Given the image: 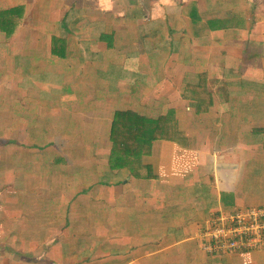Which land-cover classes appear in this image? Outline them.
I'll use <instances>...</instances> for the list:
<instances>
[{"label": "crops", "instance_id": "0c3cea01", "mask_svg": "<svg viewBox=\"0 0 264 264\" xmlns=\"http://www.w3.org/2000/svg\"><path fill=\"white\" fill-rule=\"evenodd\" d=\"M47 1L49 21L0 36V264H264V249L201 240L213 220L264 208V53L249 45L264 44V4L141 0L136 16L138 0H77L71 17ZM139 30L136 50L119 47ZM167 109L187 148L153 141L134 175L112 124Z\"/></svg>", "mask_w": 264, "mask_h": 264}, {"label": "trees", "instance_id": "16d2710c", "mask_svg": "<svg viewBox=\"0 0 264 264\" xmlns=\"http://www.w3.org/2000/svg\"><path fill=\"white\" fill-rule=\"evenodd\" d=\"M26 15L27 6L25 5L0 10V34L7 39L17 36L25 22ZM241 16V14H237L231 18L222 20L221 23L224 24V29L232 28V24L240 22L242 20L240 19ZM192 21L193 23H197L195 15ZM0 113L7 114V111L0 110ZM176 115L177 112L174 109H167L154 120L132 111L118 113L116 120L112 124L110 139L114 148H117L133 163L132 169L134 175V164H136L134 162L138 161L141 155L150 153L153 141L160 139L178 144L184 149L187 148L188 137L186 136V132L181 129L180 121ZM258 133L263 135L264 140V131L260 130ZM136 137L138 139L134 141ZM180 139H183V141Z\"/></svg>", "mask_w": 264, "mask_h": 264}, {"label": "built area", "instance_id": "2783aa9c", "mask_svg": "<svg viewBox=\"0 0 264 264\" xmlns=\"http://www.w3.org/2000/svg\"><path fill=\"white\" fill-rule=\"evenodd\" d=\"M226 222L215 219L210 223L208 231L201 237L207 251L213 252L214 248H225L230 252L264 249V208L237 210Z\"/></svg>", "mask_w": 264, "mask_h": 264}, {"label": "rangeland", "instance_id": "374dc122", "mask_svg": "<svg viewBox=\"0 0 264 264\" xmlns=\"http://www.w3.org/2000/svg\"><path fill=\"white\" fill-rule=\"evenodd\" d=\"M23 2H27V12L29 13V10L32 9L35 5V9H33L32 12H30V15H26V18H25V21L22 25V28L23 29H27L29 27V24L33 23L35 21V23L37 24H40L42 22H46V21H49L48 18H49V15L48 13L53 9V7H51L49 4H48V1L47 0H43L42 3L36 5V2L37 0H22ZM52 1H59V0H52ZM63 2H65L66 0H61ZM70 4L72 3V6L68 7L67 8V12L65 13V15H68V16H79L81 14H79L77 11H76V8H77V5H76V1L77 0H67ZM92 2H94L93 4L95 6H93L95 9H98V7H103V3L105 0H91ZM164 1H167V0H160L158 1L159 3H164ZM0 4H1V0H0ZM261 4H264V1H255V0H251V5L252 6H260ZM143 9V3L141 0H138V4L133 8V12L134 14H136V16L140 15V12L142 11ZM37 12V13H35ZM147 15L149 13H147V11L145 12ZM36 14L38 16H36ZM36 16V18H35ZM123 23V22H121ZM163 25H165V23H160L158 25V27H163ZM140 30H142V28L140 27ZM140 30H139V33H133L132 35L130 34H127V35H123V36H119L118 37V45L119 47L123 48V47H128L130 50H136V47L139 45L140 41H141V37H142V34L140 33ZM146 30H147V27H146ZM21 31V30H20ZM0 36L3 38L4 36L2 34H0ZM146 40L149 41V36H145ZM127 46H124L126 45ZM250 48L253 52V54L255 55H258L260 54L261 52L264 53V44H260V43H257L254 45V43H249ZM264 58V57H262ZM7 62H5L3 59H0V75L2 72H4L3 70L5 68H7ZM9 91V87H8V79H6L5 83L4 84H1L0 85V105L4 106L3 103H7V100L8 98L10 97L9 94L7 93ZM11 96L13 97H22V96H26L23 94V90H19L18 93H11ZM3 112V111H2ZM3 116V115H2Z\"/></svg>", "mask_w": 264, "mask_h": 264}]
</instances>
